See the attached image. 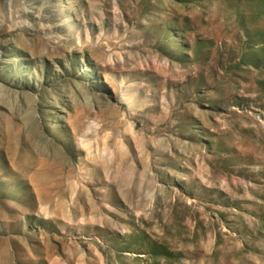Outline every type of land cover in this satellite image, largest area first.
<instances>
[{
	"label": "rangeland",
	"instance_id": "rangeland-1",
	"mask_svg": "<svg viewBox=\"0 0 264 264\" xmlns=\"http://www.w3.org/2000/svg\"><path fill=\"white\" fill-rule=\"evenodd\" d=\"M0 264H264V0H0Z\"/></svg>",
	"mask_w": 264,
	"mask_h": 264
}]
</instances>
